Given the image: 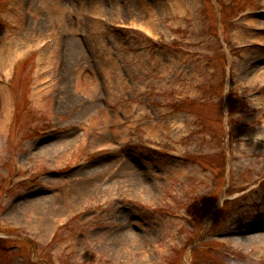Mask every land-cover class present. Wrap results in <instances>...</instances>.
<instances>
[{
    "label": "rangeland",
    "instance_id": "1",
    "mask_svg": "<svg viewBox=\"0 0 264 264\" xmlns=\"http://www.w3.org/2000/svg\"><path fill=\"white\" fill-rule=\"evenodd\" d=\"M261 38L264 0H0V264H264Z\"/></svg>",
    "mask_w": 264,
    "mask_h": 264
},
{
    "label": "bare ground",
    "instance_id": "2",
    "mask_svg": "<svg viewBox=\"0 0 264 264\" xmlns=\"http://www.w3.org/2000/svg\"><path fill=\"white\" fill-rule=\"evenodd\" d=\"M238 37H241L240 35L242 34H236ZM261 40H263V44H264V38H261ZM41 43V41H40ZM2 53V51H1ZM12 54V55H11ZM15 55H18V52L15 49H11V48H6L5 51H3V55H0V69L4 70L6 73H8L9 69L8 66L11 63V60H13L15 58ZM56 63V58L53 56H45V50H43L40 54V58L38 61V68H37V72H36V82H35V86H34V95L38 98V99H42V95L44 93L42 85H40L41 81H44L47 78H51V74L53 73V69L55 67ZM82 73L79 71L76 73L75 75V80H74V87L77 91H80L84 94L87 95V93H89L88 90H90L89 88L91 87V84L87 83L85 80H83L81 78ZM260 75H262L260 73ZM0 92L4 97V102L6 103V106L9 104L10 102V97H9V92L5 87H1L0 86ZM36 102V101H35ZM39 219L41 220V218L39 217ZM44 226H42L43 228H48L50 227V223L48 224V226H45V220L42 219L41 220Z\"/></svg>",
    "mask_w": 264,
    "mask_h": 264
}]
</instances>
